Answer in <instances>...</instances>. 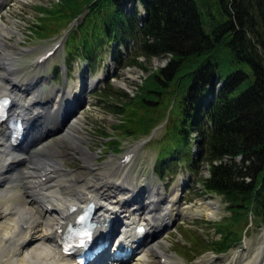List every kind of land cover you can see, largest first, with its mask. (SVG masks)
<instances>
[{
	"label": "trees",
	"instance_id": "16d2710c",
	"mask_svg": "<svg viewBox=\"0 0 264 264\" xmlns=\"http://www.w3.org/2000/svg\"><path fill=\"white\" fill-rule=\"evenodd\" d=\"M129 1H138L142 8L135 3L127 10ZM58 2V8L39 4L40 22L31 30L49 35L56 29L54 20H72L86 12L69 32L70 54L92 63L97 50L114 41L117 50L124 44L148 59L168 57L165 66L143 79L137 93L119 91L127 99L110 104L141 106L147 114L138 124L149 130L151 110L161 103L155 102L168 93L177 98L179 109L173 106L169 112V117L172 110L179 115L166 132L169 148L187 156L193 140L198 145L208 164V174L201 176L204 189L222 194L232 211V216L214 223L219 238L201 240L206 249L227 252L241 238L235 223L249 214L264 222V0H221L229 15L209 30L197 0ZM142 12L144 17H138ZM117 54L123 55L120 50ZM133 121L122 124L130 133Z\"/></svg>",
	"mask_w": 264,
	"mask_h": 264
},
{
	"label": "rangeland",
	"instance_id": "374dc122",
	"mask_svg": "<svg viewBox=\"0 0 264 264\" xmlns=\"http://www.w3.org/2000/svg\"><path fill=\"white\" fill-rule=\"evenodd\" d=\"M3 1L0 15L5 23L10 27L14 25L16 28L8 34L3 33L5 34L4 42L10 44L4 52L12 54L14 58L15 69L14 74L12 73L14 80L29 88L26 85L28 81L36 78L40 86L39 97L49 99L53 95V90L60 92L64 85L63 81L66 82V88L71 89L73 82H78L82 74L83 79L87 81L85 83L88 84V88L90 87L84 91L81 106L85 113L82 129L86 136H84L83 145H87L93 154L92 162L94 161L98 166L105 165V171H108L119 161L120 156L129 153L140 144L133 156L132 192L137 189L136 184H142L145 189L148 186L153 187L165 195L164 203H166L170 201L172 191L179 190L178 211L189 207V211L199 209L202 212L194 215H188L185 212L182 215L178 214L170 226L162 230L159 238L164 253L169 254L175 264H264V222L252 214L234 224V228L242 232L241 238L227 252L206 249L207 244L201 240L202 237L219 238L220 234L214 223L222 222L225 217L232 216V211L223 195L204 189L201 176L208 174V164L199 155V147L195 144V140H193L194 145L191 146L194 152L198 151L194 159V168H191L189 164L191 157L193 159L191 150L190 153L187 152V156H179L177 152L173 153V149L169 148V138L166 132L172 129L179 116L172 110L169 117V112L173 106L174 110L179 109L177 98L172 93H168L155 102L154 105L161 103L158 108L151 110L152 121L149 130H145L138 124L141 117L147 114L144 108L134 107V105L121 108L110 104L119 103L121 105L119 101L127 99L120 95L119 91L127 92L130 96L137 93L138 86L143 79L159 67L165 66L168 57L154 56L148 59L134 47L126 49L124 44L118 46V50L125 52L124 56L119 57L118 50L112 46L114 42L112 41L111 44L108 43L97 50L96 57L91 63L92 70L88 71V66L86 68L88 60L77 53L73 55L67 53L65 48L68 33L85 18L86 12L82 13L81 18L75 22L69 18L59 17L54 20L53 26L56 29L49 35L41 36L40 33L31 30L35 24L40 22L39 15H42V11L39 4L58 8L59 0ZM197 2L204 12V24L207 30L229 15L221 0H197ZM135 3L142 8L138 1H129L124 6L127 10H131ZM140 16L144 17L143 14H138V17ZM51 47H55L54 53L37 65L41 55ZM134 57L138 58L139 62L131 61ZM141 62L147 68L141 65ZM3 66L4 64L0 63L2 71L5 69ZM0 74L4 79L5 72H0ZM4 85L11 86V83L4 82ZM17 87L19 86L13 88L19 91ZM74 88V91H77V87ZM48 104L51 103L46 105L49 106ZM114 107L121 109L115 111ZM133 119L134 121L130 123L133 132L130 133L126 130V125L122 124L124 122L127 124ZM146 131L152 134L145 133ZM71 152L74 153L68 154V157L64 159L65 164L71 170L70 177L82 178L85 174L88 176L90 171L84 167L82 153L77 150ZM163 162L164 170L160 172ZM9 174L4 175L9 176ZM109 192L117 196V200L119 199L117 194L119 192L115 187L109 188ZM149 194V190L145 191V196L148 197ZM164 203L160 206L162 210ZM206 208L217 211V215L209 218L207 214L209 210ZM147 255L150 260L149 264H159L157 254L148 251Z\"/></svg>",
	"mask_w": 264,
	"mask_h": 264
},
{
	"label": "bare ground",
	"instance_id": "6f19581e",
	"mask_svg": "<svg viewBox=\"0 0 264 264\" xmlns=\"http://www.w3.org/2000/svg\"><path fill=\"white\" fill-rule=\"evenodd\" d=\"M3 2L0 0V7ZM14 28V25L10 27L5 23L0 15V63L5 67L4 71L1 67L0 72L6 74L4 79L0 74V96L9 94L21 102L22 115L27 118L31 132L29 131V142L25 147L15 148L16 152L12 150V145L5 137L6 128L0 125V206L28 203L39 209L40 222L34 230L33 238L28 240L25 247L38 242L36 237L41 234V230L51 231L50 242H55L60 247L61 229L75 219L82 207L93 200L97 206L95 211L97 221L104 222L106 218H116L114 221H118L115 224V227L119 228L118 235L138 245L137 251L135 250L128 259L112 260L109 264H149L148 251L157 254L159 264H175L172 257L163 251L159 238L160 231L167 227L178 214L182 215L185 212V214L194 215L202 212L199 209L189 211V207L178 211L179 190H173L170 201L166 203H164L165 195L153 187L148 186L146 190L142 184H136L137 189L132 192L133 155L140 144L136 145L127 155L120 156L119 161L108 171H105V165L98 166L97 163L92 162L93 154L87 145H83L84 136H86L82 129L84 110L80 105L74 106L73 109H71L72 106H66V101L67 103L69 101L81 102L82 84L80 81L74 83L77 91H74L69 98H67L69 93H54L53 100H47L52 102L51 105L48 104V109L45 110L40 109L43 106H34L40 103L36 78L28 81L26 84L29 85L28 90L21 83L17 87L19 91L15 90L13 87H16V84L13 81L16 80L12 75L15 69L14 58L12 54L4 52L5 48L10 45L4 42L5 34L10 33ZM37 62L39 65L41 60ZM4 82L11 83V86L4 85ZM53 92L54 90L52 94ZM72 150L82 153L84 167L90 171L88 176L85 174L82 178L70 177L71 170L65 164L64 159L68 157V154L74 153L71 152ZM22 156H26V159L21 163V167H17L16 164L20 161L16 160ZM7 173H10L9 176L4 175ZM114 187L119 192H116L118 200L117 196L109 192V188ZM148 190L150 194L147 197L145 191ZM163 203L165 206L162 210L160 206ZM75 206L77 209H73ZM206 209L209 210L207 213L209 218L217 215V211ZM139 224H142L146 230L143 239L136 242L133 239L137 235L136 227ZM113 226L114 224H111V227ZM66 257L69 264H77L72 256L66 255ZM107 260L100 259V264L108 262Z\"/></svg>",
	"mask_w": 264,
	"mask_h": 264
},
{
	"label": "clouds",
	"instance_id": "9594fccd",
	"mask_svg": "<svg viewBox=\"0 0 264 264\" xmlns=\"http://www.w3.org/2000/svg\"><path fill=\"white\" fill-rule=\"evenodd\" d=\"M0 264H69L64 250L50 242L52 232L36 237L37 243L25 247L39 224L40 212L28 204L0 207Z\"/></svg>",
	"mask_w": 264,
	"mask_h": 264
}]
</instances>
